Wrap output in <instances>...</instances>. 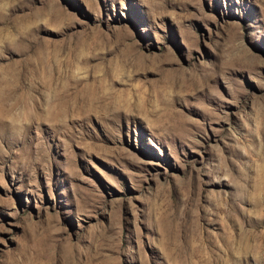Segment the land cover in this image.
I'll return each mask as SVG.
<instances>
[{
    "label": "rangeland",
    "instance_id": "rangeland-1",
    "mask_svg": "<svg viewBox=\"0 0 264 264\" xmlns=\"http://www.w3.org/2000/svg\"><path fill=\"white\" fill-rule=\"evenodd\" d=\"M0 264H264V0H0Z\"/></svg>",
    "mask_w": 264,
    "mask_h": 264
}]
</instances>
